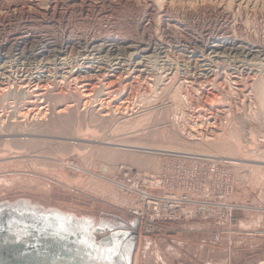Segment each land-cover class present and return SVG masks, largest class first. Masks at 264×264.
<instances>
[{
    "label": "rangeland",
    "instance_id": "obj_1",
    "mask_svg": "<svg viewBox=\"0 0 264 264\" xmlns=\"http://www.w3.org/2000/svg\"><path fill=\"white\" fill-rule=\"evenodd\" d=\"M27 1L0 0V264L104 210L138 244L216 233L220 264H264V0H116L49 25ZM101 36L118 44L77 53Z\"/></svg>",
    "mask_w": 264,
    "mask_h": 264
},
{
    "label": "crops",
    "instance_id": "obj_2",
    "mask_svg": "<svg viewBox=\"0 0 264 264\" xmlns=\"http://www.w3.org/2000/svg\"><path fill=\"white\" fill-rule=\"evenodd\" d=\"M71 220L70 226H55L39 238L37 264H220L216 233L198 237L178 233L141 245L134 217L104 210L75 213Z\"/></svg>",
    "mask_w": 264,
    "mask_h": 264
},
{
    "label": "bare ground",
    "instance_id": "obj_3",
    "mask_svg": "<svg viewBox=\"0 0 264 264\" xmlns=\"http://www.w3.org/2000/svg\"><path fill=\"white\" fill-rule=\"evenodd\" d=\"M27 1V0H26ZM41 1V0H40ZM126 1V0H125ZM43 2V1H42ZM154 0H148L146 2L145 5H147V9L150 10V16H152V12H157V8ZM3 4V3H2ZM27 4H28V7L29 9H35V10H38L37 12L39 13V16H41L44 20L43 22L44 23H49L51 22V20L54 21V19H58L60 18L61 20H66L67 21V18L68 17H71V16H87V17H95L99 14H104V12L107 13V11H110L111 9L114 10V8H119V6H122V2L121 1H116V0H46V6H41V4L43 3H40L39 1L37 0H29L27 1ZM40 4V5H39ZM219 6V5H218ZM133 7V6H132ZM160 7V6H159ZM155 8V9H154ZM134 9V8H133ZM166 9V8H165ZM138 10V9H137ZM32 11V10H31ZM31 11H28L30 14L32 13ZM160 10H158V12H160ZM163 11V10H162ZM166 11V10H165ZM33 12H36V11H33ZM147 12V11H146ZM164 12V11H163ZM168 12V11H167ZM10 13V12H9ZM140 13V12H139ZM144 13V12H143ZM166 13V12H164ZM113 14V13H112ZM145 14V13H144ZM142 14V15H144ZM167 14V13H166ZM222 14V13H221ZM100 15V16H101ZM136 15V14H135ZM138 15V14H137ZM141 15V14H140ZM168 15V14H167ZM166 15V16H167ZM147 16V15H146ZM154 16V15H153ZM162 16V15H161ZM99 17V16H98ZM102 17V16H101ZM225 17V16H224ZM66 18V19H65ZM77 18V17H76ZM75 18V20H76ZM79 18V17H78ZM83 18V17H81ZM96 18V17H95ZM50 19V20H48ZM91 19V18H90ZM168 19V18H167ZM69 20V19H68ZM149 20V19H148ZM78 21V20H77ZM72 22V21H71ZM89 22V21H88ZM47 23V24H48ZM68 23V22H67ZM83 23V22H82ZM91 23V22H90ZM168 23V22H167ZM71 24V23H70ZM113 24V23H112ZM246 24V23H245ZM49 25V24H48ZM38 26V25H37ZM80 26V25H79ZM23 27V26H22ZM93 27V26H92ZM77 28V27H76ZM158 29V28H157ZM170 29V28H169ZM72 30V28H71ZM143 30V29H142ZM237 33V32H236ZM105 34V33H104ZM184 34V33H183ZM123 35V34H122ZM230 35V34H229ZM245 35V34H244ZM238 37V36H237ZM119 39V38H118ZM118 39H115V38H107L105 39L104 37L101 36V38H96V37H92L90 39H87L85 41V43L83 45L79 44L78 47H80L81 49H79L78 47H76L77 50V53H88V54H94L96 53L98 50H99V47L104 49L105 47H107L110 43H113V44H118ZM227 40V39H226ZM68 42L72 43V40L69 39V37L67 38ZM224 41V40H222ZM109 44H108V43ZM218 42V41H217ZM231 43L230 47L232 49H235L236 51L238 50H244L245 48L251 52H254L253 50V45L251 46V44H249L248 42L244 41V40H238L236 37H231L229 36V39H228V42L226 43ZM63 43V42H62ZM168 43V42H167ZM213 43V42H212ZM215 44V43H214ZM213 44V51H215L216 49H222L224 48V45L225 44ZM111 45V44H110ZM133 55L135 54H138L139 53H146V52H149L150 48L149 46H144V47H141L139 45H135L133 44ZM43 46V45H42ZM71 46V47H70ZM68 45L67 47H59L58 50H56L54 48V54H63V53H67V51L71 50L73 47H75L74 44H71V45ZM116 46V45H115ZM129 46V45H127ZM132 47V45H131ZM69 48V49H68ZM202 48V47H201ZM75 49V48H74ZM187 49V48H186ZM215 49V50H214ZM225 49V48H224ZM51 50V49H50ZM110 50H117V48H110ZM208 50V49H207ZM223 50V49H222ZM49 51V50H48ZM155 51V50H154ZM190 51V50H189ZM211 51V52H213ZM224 51V50H223ZM109 52V51H108ZM209 52V51H208ZM207 52V53H208ZM210 52V53H211ZM220 53V51H218ZM183 53V52H182ZM214 53V52H213ZM257 53V52H256ZM50 54V53H49ZM88 54L86 56H88ZM67 55V54H66ZM95 55V54H94ZM143 55V54H142ZM188 55V54H187ZM191 55V54H190ZM208 55V54H207ZM90 56V55H89ZM98 56V55H97ZM215 56V55H214ZM213 56V58H214ZM221 56L222 58V55L220 54H216V57H219ZM137 57V56H136ZM143 58V57H142ZM199 58V57H198ZM93 59V58H92ZM141 59V58H140ZM206 59V58H205ZM84 61V60H83ZM103 62V61H102ZM118 62V61H117ZM141 62L142 59H141ZM140 62V63H141ZM148 62V61H147ZM138 63L139 65V62H136ZM119 65V63H118ZM137 65V64H136ZM112 66V65H110ZM120 66V65H119ZM144 66V65H143ZM114 67V66H113ZM112 67V68H113ZM54 68V67H53ZM110 68V67H109ZM116 68V67H115ZM118 68V67H117ZM208 68V67H207ZM50 69V68H49ZM114 69V68H113ZM139 69V68H138ZM144 69V68H143ZM142 70V69H141ZM231 73V72H230ZM183 74V73H182ZM58 75V74H57ZM112 75V74H111ZM54 76V75H53ZM188 81V80H187ZM107 83V82H106ZM118 85V84H117ZM126 86V85H125ZM30 87V86H29ZM106 87V86H105ZM140 87V86H139ZM220 89V88H219ZM83 90V89H82ZM111 90V89H110ZM54 91V90H53ZM206 91V90H205ZM108 92V91H107ZM125 93V92H124ZM104 94V93H103ZM204 95V94H203ZM192 96V95H191ZM108 97V96H107ZM113 97V96H112ZM37 100V99H36ZM206 100V99H205ZM125 101V100H124ZM71 102V101H70ZM48 105V104H47ZM141 105V104H140ZM171 105V104H170ZM36 106V105H35ZM30 107V106H29ZM46 107V106H45ZM132 108V107H131ZM146 108V107H145ZM235 108V107H234ZM62 109V108H61ZM219 109V108H218ZM221 109V108H220ZM35 110V109H34ZM133 113V112H132ZM75 114V112L73 113ZM193 114V113H192ZM58 116V115H57ZM81 121V120H80ZM223 136V135H222ZM123 145V143H122ZM132 145V144H130ZM129 146V145H128ZM137 146V145H136ZM138 147V146H137ZM141 147V146H140ZM160 150H163V149H160ZM177 152V151H176ZM189 153V152H188ZM169 154V153H168ZM197 154V153H196ZM215 156V155H214ZM188 158V157H187ZM202 158V157H201ZM235 163V162H234ZM163 169V168H162ZM213 169V168H212ZM158 173V172H157ZM243 175V174H242ZM159 177V176H158ZM146 178V177H145ZM150 178V177H149ZM110 180V179H109ZM162 180V179H161ZM121 185V184H120ZM162 185V184H161ZM167 185V184H166ZM169 186V185H168ZM158 187V186H157ZM182 191V190H181ZM122 193V192H121ZM127 193V192H126ZM180 193V192H179ZM178 193V194H179ZM183 193V192H182ZM147 194V193H146ZM145 194V195H146ZM177 194V195H178ZM168 196V194H167ZM191 196V195H190ZM194 196V195H193ZM149 197V196H148ZM152 197V196H151ZM178 198V196H176ZM160 199V198H159ZM176 199V198H175ZM179 199V198H178ZM161 200V199H160ZM180 200V199H179ZM156 202V201H155ZM140 203V202H139ZM127 204V203H126ZM138 205V204H137ZM139 205H142L143 206V203L139 204ZM125 206V205H124ZM141 206V207H142ZM165 207V206H164ZM143 209V208H142ZM194 209V208H193ZM185 210V209H184ZM160 211V210H159ZM181 212V211H180ZM191 212V211H190ZM208 214V213H207ZM244 228V227H243ZM245 230V229H244ZM250 232V231H249Z\"/></svg>",
    "mask_w": 264,
    "mask_h": 264
},
{
    "label": "built area",
    "instance_id": "obj_4",
    "mask_svg": "<svg viewBox=\"0 0 264 264\" xmlns=\"http://www.w3.org/2000/svg\"><path fill=\"white\" fill-rule=\"evenodd\" d=\"M168 199H175V198H174V195L171 194V193L168 194ZM155 201L157 202V205L160 204V203H159V202H160V199H159V200H156V199H155Z\"/></svg>",
    "mask_w": 264,
    "mask_h": 264
}]
</instances>
